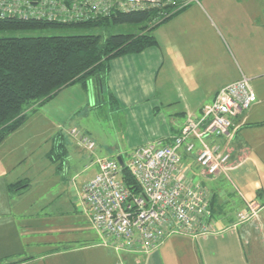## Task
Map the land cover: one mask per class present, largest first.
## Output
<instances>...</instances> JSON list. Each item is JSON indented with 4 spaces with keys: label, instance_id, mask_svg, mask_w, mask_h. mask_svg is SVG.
<instances>
[{
    "label": "crops",
    "instance_id": "crops-1",
    "mask_svg": "<svg viewBox=\"0 0 264 264\" xmlns=\"http://www.w3.org/2000/svg\"><path fill=\"white\" fill-rule=\"evenodd\" d=\"M195 2L159 24H163L160 27L163 29L154 31L155 46L113 58L107 84L115 99L111 104L123 109L120 134L121 148L126 154L146 143L172 144L187 116H198L221 87L242 75L250 78L256 101L239 115L237 120L242 123L232 139L228 141L224 136L207 139L209 144L227 147V169L206 176L205 182L198 181L211 194L212 215L221 232L200 239L172 234L148 252L115 250L101 244L88 206L83 202V186L97 172L93 161L85 167L82 182L74 179L67 183V197L53 198L61 193L59 187H53L56 192L40 200L34 218L21 215L14 219L1 214L0 240L8 239L11 231L19 228L33 236L38 251L31 252H41L19 259L17 264H41L40 260L42 264H264V0H260L259 6L230 7L221 0L206 1V5L201 0ZM195 24L198 32L192 31ZM72 86L75 84L60 89L51 100L40 105L42 109L50 108L49 113L42 109L34 112L44 113L39 117L46 119L52 133L57 134L54 144L64 140L59 131L73 107H66V95L69 90L80 93L79 88ZM22 125L14 132H20ZM88 135L98 147L104 145L95 135ZM114 148L122 156L120 146ZM59 152L52 156V148L47 151V158L57 171L62 169L66 154L61 149ZM11 154H15L14 159L27 156L13 151L0 155V213H9L11 207L22 209V200L10 195L22 194L31 185L26 177L7 179L13 166H7L4 159ZM192 161L196 163L194 154L182 153L181 165L187 179ZM223 178L232 189L225 186ZM233 190L237 193L234 199ZM248 201L260 205L258 218L241 226L239 231L228 229ZM45 207L49 211L45 212Z\"/></svg>",
    "mask_w": 264,
    "mask_h": 264
},
{
    "label": "built area",
    "instance_id": "built-area-1",
    "mask_svg": "<svg viewBox=\"0 0 264 264\" xmlns=\"http://www.w3.org/2000/svg\"><path fill=\"white\" fill-rule=\"evenodd\" d=\"M197 0H0V20H49L80 22L109 16L115 12L157 9V21L186 8ZM256 101L250 78L242 75L221 87L203 105L198 116L188 115L172 144L146 143L128 153L124 167L135 179L139 193L121 180L115 157L98 158L97 172L83 186V202L88 206L93 228L100 243L115 250L139 249L148 252L172 234L198 239L217 234L210 201L204 186L185 177L183 154H194L203 175L213 176L228 167L229 150L207 139L224 136L229 141L242 123L237 120ZM77 135V145L95 147L87 134ZM198 143V147H196ZM124 161V160H123ZM260 205L245 203L228 229L239 231L258 218Z\"/></svg>",
    "mask_w": 264,
    "mask_h": 264
},
{
    "label": "trees",
    "instance_id": "trees-1",
    "mask_svg": "<svg viewBox=\"0 0 264 264\" xmlns=\"http://www.w3.org/2000/svg\"><path fill=\"white\" fill-rule=\"evenodd\" d=\"M157 16L158 10L149 8L71 23L15 18L0 20V32L3 33L0 36V143L24 123L28 109L48 102L66 86L79 83L86 90L93 91L92 97L98 101L105 97L110 102L115 101L107 84L110 61L155 46L157 41L151 30L171 17L157 21ZM117 24L137 25L139 30L108 35L5 34L17 30L67 26L104 28ZM56 149L57 152L60 149L65 151L63 138L54 144L52 151ZM53 154L55 151L51 154L55 156ZM121 180L133 193H139V186L126 167L121 169Z\"/></svg>",
    "mask_w": 264,
    "mask_h": 264
},
{
    "label": "rangeland",
    "instance_id": "rangeland-1",
    "mask_svg": "<svg viewBox=\"0 0 264 264\" xmlns=\"http://www.w3.org/2000/svg\"><path fill=\"white\" fill-rule=\"evenodd\" d=\"M206 1L214 0H201V4L206 5ZM222 4L226 6H259L261 5L260 0H221ZM198 2V0H197ZM194 3H196L194 1ZM190 4L192 6L195 4ZM200 3V1H199ZM198 6V5H197ZM188 8V7H187ZM178 12V11H177ZM175 14V13H174ZM172 14L171 17L174 15ZM198 20V19H197ZM163 26V24H161ZM160 25L155 26L151 32L154 34V31L161 27ZM160 28V30H162ZM139 30V26L132 24H117L111 25L109 27H75L67 26L62 28L55 29H32V30H17L10 31L5 33L9 36H35V35H77V34H102L108 35L113 33H122V32H135ZM192 31L198 32V24L193 27ZM158 32V31H157ZM3 33L0 32V36ZM222 37V36H221ZM223 38H221L222 41ZM224 46L227 48V45L224 41ZM225 63V62H224ZM80 89V93L77 90H69L70 94L66 95V107L73 105V109L69 111V116H66L64 122H62L60 135L64 136V146H65V157L64 164L62 169L57 171L55 164L50 162L47 158V151L52 148L54 145V138L57 137V134H53L50 127L47 125V120L39 117L43 115V112H38L34 114L35 111H41L42 107L36 105L35 109L27 110V118L22 125L20 132L11 133L5 140L0 143V155L13 151L14 153H26L27 156L19 159H14L15 154L8 156L5 161H7V166H13L10 170V173L7 177L8 180H12L16 176L26 177L30 181V189L26 190L22 194L10 195V198L22 200L23 208H12L9 213L3 212L0 213V216L9 214L14 219L23 215L27 218H34L35 211L39 209L40 200L49 197L50 194L56 192V187L60 188V194L58 196H53V198H65L69 195V187L67 186L68 182H73L75 179L76 182H82L86 177L84 173L85 167L91 164V162L96 163L98 158L106 157H115L117 156V151L114 146L117 144L120 146V152L124 162L128 160V153H124L121 148V143H123V138L120 134L122 129V114L123 109H116L115 106L111 104L107 97L98 101L96 98L92 97L93 91L84 90L81 88L79 83H76L75 86ZM70 89V88H69ZM62 99V94H60ZM54 102V101H53ZM51 102V103H53ZM49 105V104H48ZM44 109V110H43ZM42 111L50 112V108H43ZM168 111V110H165ZM39 117V118H38ZM38 118V119H37ZM76 127L78 129V135L81 134H90L95 135L99 141L102 142L101 147H98L97 144L92 150H87L77 145V135L74 136L70 133L71 128ZM50 130V132H49ZM59 130V129H58ZM57 130V132H58ZM58 133V134H59ZM56 135V136H55ZM96 138V139H97ZM25 141V143H22ZM196 143V147H198ZM57 152L58 150H54ZM14 156V157H13ZM18 160V161H16ZM48 161L50 163H48ZM61 160L59 159V162ZM92 163V164H93ZM15 164V165H14ZM56 170H55V169ZM191 171L189 177L192 178L193 183H198L202 180L205 182L206 176L203 175L200 166L192 161ZM199 174L204 176L202 178ZM230 177V175L228 174ZM189 178V179H190ZM225 186H228L230 189L232 187L229 184V181L226 178H223ZM55 187V189H52ZM68 187V188H67ZM213 188V187H212ZM236 190H233V199L236 195ZM46 211H49L47 207ZM56 212V211H54ZM39 215V214H38ZM1 219V218H0ZM33 236L31 233L26 235L18 228L17 231H11L10 237L8 239L0 240V264H8L11 262H16L17 260L29 257L32 255L38 256L40 253H32L31 251L36 250L35 243L32 241ZM200 239V238H198ZM32 241V242H31ZM244 242V240H242ZM9 247V248H8ZM7 250H11L12 253L9 254ZM44 250V249H43ZM42 250V251H43ZM180 250H177L178 252ZM44 252V251H43ZM180 255V253H177ZM42 264V261L40 260Z\"/></svg>",
    "mask_w": 264,
    "mask_h": 264
},
{
    "label": "water",
    "instance_id": "water-1",
    "mask_svg": "<svg viewBox=\"0 0 264 264\" xmlns=\"http://www.w3.org/2000/svg\"><path fill=\"white\" fill-rule=\"evenodd\" d=\"M92 88H93V87H92ZM116 159H117L119 165H120L121 167H124V162H123L122 157H121L120 155H117V156H116ZM8 264H10V263H8Z\"/></svg>",
    "mask_w": 264,
    "mask_h": 264
}]
</instances>
